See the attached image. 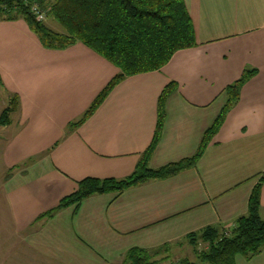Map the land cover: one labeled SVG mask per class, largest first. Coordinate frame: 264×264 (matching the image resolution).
I'll return each instance as SVG.
<instances>
[{
    "label": "crops",
    "instance_id": "1",
    "mask_svg": "<svg viewBox=\"0 0 264 264\" xmlns=\"http://www.w3.org/2000/svg\"><path fill=\"white\" fill-rule=\"evenodd\" d=\"M184 1L197 45L160 71L123 79L78 126L119 70L83 43L47 49L23 19L0 18V88L9 105L17 101L1 126L19 132L5 148L9 173L0 181V264H121L133 248L168 257L191 234L233 227L259 183L264 214V0ZM246 70L255 76L194 167L44 217L82 179L134 173L171 82L149 168L192 157L227 101L225 89ZM89 102L75 121L71 110ZM236 263L264 264V249Z\"/></svg>",
    "mask_w": 264,
    "mask_h": 264
},
{
    "label": "trees",
    "instance_id": "2",
    "mask_svg": "<svg viewBox=\"0 0 264 264\" xmlns=\"http://www.w3.org/2000/svg\"><path fill=\"white\" fill-rule=\"evenodd\" d=\"M38 6L46 19L53 18L65 30L58 33L49 28L45 20L39 21L32 8ZM0 18L23 19L44 48L64 50L83 43L109 62L119 73L99 94L78 126L85 122L104 102L114 87L123 79L139 74L160 71L181 50L197 45L194 25L184 0H0ZM255 70H246L241 78L225 89L227 101L208 128L196 153L179 162L169 163L159 169L149 168V161L161 138L166 118L165 102L174 91L171 82L159 100L156 132L147 151L142 155L134 173L126 179L88 177L78 182V188L64 197L53 212L70 206H79L87 197L95 194L119 193L150 180H164L192 168L204 155L207 147L224 124L229 111L239 101L246 82L255 76ZM16 99L0 117V125L9 123L15 110ZM261 188L253 190L248 214L236 220L231 228L208 227L200 234H191L195 261L188 258L170 264H237L238 257L247 260L264 249V218L261 216ZM201 244L205 247L199 248ZM148 251L133 248L126 253L122 264H160L169 257L154 260Z\"/></svg>",
    "mask_w": 264,
    "mask_h": 264
},
{
    "label": "rangeland",
    "instance_id": "3",
    "mask_svg": "<svg viewBox=\"0 0 264 264\" xmlns=\"http://www.w3.org/2000/svg\"><path fill=\"white\" fill-rule=\"evenodd\" d=\"M45 23L46 25L51 28L52 30L58 32V33H65L64 28L58 23L56 22L53 18H48L45 19ZM6 46L4 47V49H7L9 51V46L7 47V45L9 43H6ZM16 43H18L16 41ZM19 44V43H18ZM16 52H18L19 50L16 49ZM21 56V55H20ZM19 58V57H18ZM0 88V114L1 111H3L5 108H7L8 106H11V103L9 105L10 102V92L6 89L5 85H2ZM7 91H6V90ZM49 97H50V92L48 93ZM39 103H43L45 104L44 101L39 100ZM91 105V103H84L83 106L79 107H75L71 110V116L74 114L75 115V121L80 120L81 117L83 116L84 112L88 109V107ZM12 118L14 117L13 115L11 116ZM16 125L13 124L11 127H4L0 125V181L4 180V177L8 175L9 171L6 170L5 168V163L6 160L8 161V159L6 158L5 155V148L8 147L7 145H9V143L11 142V139L15 136V135H19V132L14 131ZM19 147V145L15 148V150H17ZM12 154V153H11ZM15 157L17 156L16 153L14 155ZM31 162V160H30ZM262 217L264 218V214H262ZM185 245H181L180 247H178L177 251H172L171 253L168 254V257L170 258V261H162L160 262V264H170L172 261H178L180 259H186L188 258L191 261H195V254L193 252V247L190 244V240L185 241ZM205 247L204 244H201V246L199 248H203ZM180 248V249H179ZM166 257V256H164ZM161 253L159 254V256L157 258H153L154 260H162L164 258ZM123 262V261H122ZM122 264V263H121Z\"/></svg>",
    "mask_w": 264,
    "mask_h": 264
},
{
    "label": "built area",
    "instance_id": "4",
    "mask_svg": "<svg viewBox=\"0 0 264 264\" xmlns=\"http://www.w3.org/2000/svg\"><path fill=\"white\" fill-rule=\"evenodd\" d=\"M32 11L39 21H44L46 19L45 13L42 12L38 6H34Z\"/></svg>",
    "mask_w": 264,
    "mask_h": 264
}]
</instances>
